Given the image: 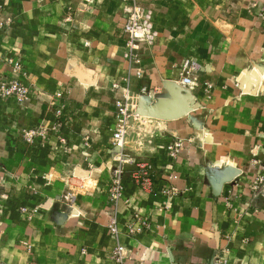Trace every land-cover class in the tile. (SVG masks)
Wrapping results in <instances>:
<instances>
[{"label": "crops", "instance_id": "0c3cea01", "mask_svg": "<svg viewBox=\"0 0 264 264\" xmlns=\"http://www.w3.org/2000/svg\"><path fill=\"white\" fill-rule=\"evenodd\" d=\"M129 4L0 0V21L10 20L0 30V81L10 82L20 61L29 90L20 103L0 98V258L117 264L119 243L126 264L216 256L264 264V197L251 192L254 162H264V82L251 86L247 72L264 69V0H135L148 38L135 50L123 34ZM184 62L197 71L181 102L174 89ZM142 89L165 108L132 121L118 150L116 103L128 90L135 104ZM119 153L151 163L153 189L127 177L113 238L108 193ZM131 213L149 229L129 236Z\"/></svg>", "mask_w": 264, "mask_h": 264}, {"label": "built area", "instance_id": "2783aa9c", "mask_svg": "<svg viewBox=\"0 0 264 264\" xmlns=\"http://www.w3.org/2000/svg\"><path fill=\"white\" fill-rule=\"evenodd\" d=\"M130 4L125 11V23L123 26V34L125 45L130 50H135L140 38L145 34L144 23L147 20V14L144 10L139 8L135 4V0H129ZM261 16L264 17V7L261 9ZM10 20L7 19L5 22L0 21V30L8 28ZM12 70L15 75L10 82L0 81V98H14L16 102H23L29 93V90L21 81V76H24L23 66L20 61H13ZM197 71V66L193 62H186L183 66L181 84L184 87H189L192 84L191 77L194 72ZM145 89H142L140 94L144 95ZM134 98L132 94L126 90L121 98L116 103V132L113 135V146L118 150L122 149L125 136L130 127L132 121L136 120V115L133 112ZM35 132L28 135L29 138L35 136ZM181 144L176 141L173 146L169 148L170 155L175 157L178 153V149ZM118 157L114 160L113 166H111V187L108 193V207L111 212L109 222L106 226L108 234L113 237H118L117 230V203L123 199L125 193V183L127 177L142 190L152 191V176L154 174V168L151 163L136 162L131 158L124 156L119 153ZM264 177V168L262 170ZM254 191L257 192V186H253ZM167 195L172 194V190L166 191ZM259 195L264 197V186L259 189ZM125 228L129 236L140 235L149 229L148 222L140 216L138 213H131L125 220ZM113 258L117 264L125 263V249L117 243L113 251ZM214 264H226V261L222 258L215 257L213 259ZM0 264H9L0 258Z\"/></svg>", "mask_w": 264, "mask_h": 264}, {"label": "rangeland", "instance_id": "374dc122", "mask_svg": "<svg viewBox=\"0 0 264 264\" xmlns=\"http://www.w3.org/2000/svg\"><path fill=\"white\" fill-rule=\"evenodd\" d=\"M263 7H261V9ZM261 9H260V17L261 18H264L263 16H261ZM144 38H145V36L143 35L140 38V41L138 43L142 42ZM145 39H148V38H145ZM184 64H185V62H184ZM184 64H183V66H184ZM183 66H182V69H183ZM182 69H181V75L184 76V72H182ZM247 72H248V77H249V79L247 78L248 79V82L251 84V86L255 85V87L260 90L261 84H259L260 85L259 88L256 85H258V81H260V80L262 82H264V69H262V68H254L251 71H247ZM250 76H252V77H250ZM181 80H182V78L180 79L179 84L175 86V89L174 90H175V97L177 98V100H180L182 102V101H185L186 93H189L190 92V90H191L190 88L193 87V86H195V82H194V80H192L193 82H192V84L189 87H184L181 84ZM263 86H264V83H263ZM244 90L247 91V87ZM249 91H251L250 87H249ZM146 93L144 95H141L140 94L141 96L137 100L135 99V104L133 106V112H134V114H136V112H135V110H136L138 112V114L140 115V116H136V117H138V118H136V120L137 121L140 120V122H146V121H149V120H153V118H155V115L154 114L158 111V109H164L165 108V105L164 104L163 105L162 104L156 105L152 101V99H150V100L146 99L145 98ZM146 96H148V95H146ZM115 124H116V122H115ZM173 144L171 146H173ZM180 144H181V146H180V148H181L182 147V143H180ZM179 149H178V151H179ZM169 152H170V150H169ZM254 163L259 168V174L256 176L255 182L253 184V186H257V188H258L257 189V192L254 191V189H253L254 187L253 186L251 188L252 197H253L254 200H256V199H259V198H263V197H261L259 195V189L262 188V186H264V177H263V174H262V170L264 168V162H261V161H257L256 160ZM220 165H222V163L220 164L219 162H217L215 166L218 167ZM216 257L222 258L223 260L226 261L225 257H223V256H216ZM214 258H212V261H211L210 264H214L213 263V259ZM226 264H227V261H226Z\"/></svg>", "mask_w": 264, "mask_h": 264}]
</instances>
